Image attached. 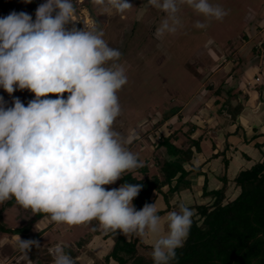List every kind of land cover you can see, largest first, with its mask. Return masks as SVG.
<instances>
[{"label":"clouds","instance_id":"obj_1","mask_svg":"<svg viewBox=\"0 0 264 264\" xmlns=\"http://www.w3.org/2000/svg\"><path fill=\"white\" fill-rule=\"evenodd\" d=\"M91 3L119 14L133 7L128 0ZM147 4L165 14L155 32L158 38L178 30L182 5L206 20L228 14L210 0ZM74 14L72 0H46L34 21L25 12L0 18V88L9 95L16 90L34 94L27 106L16 98L11 107L0 96V203L14 198L56 224L96 220L105 231L151 235L154 264H169L189 234L193 211L180 203L162 219L155 203L135 209L132 202L142 185L104 187L143 165L126 147L131 137L113 129L121 114L117 93L127 83L118 63L121 53L108 45L101 30L67 28ZM194 27L207 25L197 21ZM33 246L40 244L17 241L25 259ZM50 251L53 264H75L61 245Z\"/></svg>","mask_w":264,"mask_h":264},{"label":"rangeland","instance_id":"obj_2","mask_svg":"<svg viewBox=\"0 0 264 264\" xmlns=\"http://www.w3.org/2000/svg\"><path fill=\"white\" fill-rule=\"evenodd\" d=\"M44 2L46 0H31L30 3L26 0H0V18L12 12H25L32 16L34 21L37 7ZM72 2L75 7L74 21L66 27L101 30L108 45L121 53L118 63L125 69L127 83L117 93L121 114L115 120L113 129L122 137H131V142L126 147L138 160L148 163L150 175L158 174L161 163L166 159L164 149L157 148V145L171 128L180 130L178 145L184 149L190 147L194 155L198 154L197 157H208L213 153L222 152L213 128H222V131L228 134V127L233 120L240 123L239 115L244 113H256L264 119V38L249 37L248 42L244 40L249 22L253 21L248 9L251 8L257 13L264 5V0H210L213 5H219L227 11L228 14L222 20H206L187 5H182L178 12L181 21L178 30L159 38L155 32L165 14L149 6L147 0H128L133 7L122 14L112 10L104 11L92 4L91 0ZM197 21L205 23L207 27L195 28ZM252 48L259 51L260 58L257 52L252 54ZM253 57L259 59L262 67L250 68L243 72L244 75H240V69L237 68L239 60L245 59L246 63H250L251 61L247 60L254 61ZM257 73L262 78L259 83L254 82ZM248 79H253L249 87L245 82ZM236 80H239L238 84ZM210 84L214 90L209 88ZM236 84L242 86L240 93ZM218 87L220 89L215 92ZM245 94L252 98L250 103L246 102ZM0 96L4 98L6 107L13 106L16 98L25 106L34 99V94L28 90H16L9 95L0 88ZM49 98L56 97L50 95ZM215 99H218L217 103ZM244 104L252 106L245 110ZM248 118L250 119V116ZM159 120L161 123L158 125L156 123ZM206 124L209 127H205ZM192 128L195 132H188ZM184 132L189 134L188 136L191 135L192 139H200L199 151L193 148L191 140L188 145L186 136L182 135ZM200 136L201 138H198ZM214 145L217 146L215 150ZM155 157L158 159L157 165ZM192 167L199 168V165L193 162ZM135 176L143 177L137 173ZM117 182L104 187L107 190L119 188ZM220 185L221 183L219 187ZM230 185L226 192L228 197L234 196L238 189L233 187V184ZM163 190L166 191L167 188ZM185 191L182 193H190V190ZM173 194H168L166 199L160 198V203L163 204L166 200L172 209L178 210V205L183 203L182 196L180 193ZM204 201V198H195L193 204ZM2 205L3 203H0V206ZM32 214L30 209H25L15 202L4 212L3 219L7 226L13 229L26 223ZM99 228L101 229V226ZM40 231L43 232L37 240L41 248L49 252L56 245L64 248L70 244L74 245L80 237L91 233L90 240L76 258L78 264H93L99 261L113 244L112 239L105 238L104 232L93 234V228L87 223L69 226L44 218L33 225L30 235ZM19 239L23 240L18 234L0 233V264H19L25 259L17 247ZM142 239L151 247L139 246L138 250L142 255H150L153 237L150 240L145 237Z\"/></svg>","mask_w":264,"mask_h":264},{"label":"trees","instance_id":"obj_3","mask_svg":"<svg viewBox=\"0 0 264 264\" xmlns=\"http://www.w3.org/2000/svg\"><path fill=\"white\" fill-rule=\"evenodd\" d=\"M262 49L264 60V43H262ZM251 52L252 54L257 52L260 58L259 51H254L252 48ZM209 88L213 89L211 84ZM219 89L220 87L215 92ZM215 102L217 103L218 99H215ZM223 105L225 108V104ZM160 123L159 120L156 124ZM194 130L192 128L188 132L194 133ZM179 131L171 128L157 145V148L164 149L166 155L158 174L150 175L148 163L139 160L142 162V167L125 172L123 177L117 180L119 186L125 182L142 185L141 191L132 202L136 210H141L145 204H152L158 195L166 199L168 194L190 188L187 176L191 172L198 171L199 168L192 167L191 160L194 154L190 147L184 149L177 144L180 139ZM182 135L186 136L188 145L191 140L193 148L196 151L199 149L200 139H192L191 135L188 136L189 134L185 132ZM223 151L222 154L214 153L210 157L222 156V169L218 177L221 185L217 189L207 190V184L204 181L202 196L209 200L187 206L193 211L192 225L182 247L176 249L175 258L169 264H264V155L261 160L254 162L248 168L239 170L232 179H229L226 174L228 158ZM154 160L157 165V157ZM135 173L142 174L143 177L138 178ZM229 184H233L239 192L233 199L225 201ZM165 187L166 191L163 190ZM164 201L166 209L158 211L157 214L160 216L169 208L168 202ZM15 202L12 198L0 206V233L18 234L23 240L38 241L37 238L43 231L30 235L31 229L38 221L44 218L49 219V216L33 213L22 226L11 229L4 222L3 214ZM87 224L93 228V234L104 232L105 238L113 241L107 254L93 264H154L151 254L142 255L138 250L139 246L151 247L144 243L142 238L125 235L119 231H105L102 227L99 228L100 225L96 220ZM91 236L92 234L88 233L86 237H80L75 241L74 245L70 244L64 248L75 264H78L76 258ZM28 259H24L19 264L53 263L52 253L42 249L41 245L39 248L33 246L28 251Z\"/></svg>","mask_w":264,"mask_h":264},{"label":"crops","instance_id":"obj_4","mask_svg":"<svg viewBox=\"0 0 264 264\" xmlns=\"http://www.w3.org/2000/svg\"><path fill=\"white\" fill-rule=\"evenodd\" d=\"M248 12L249 16L252 17L253 21L249 22L250 26L248 25V28L246 29L244 37L245 42H248L249 37H251L252 39H256L258 37L264 38V5L259 8L257 13L253 9L251 10V8L248 9ZM246 58H248V56ZM253 59L254 61H252V59L247 60L251 61L250 63H246L245 59L239 60V65H237V68L240 69V75H244L245 73L243 72H246L250 68L258 69L262 66L264 67V63L262 66H260L259 59H255L254 57ZM232 74H234V72H232ZM258 75L259 73L255 74V77ZM259 78L260 80H262L261 75L259 76ZM252 80L253 79L246 80V86H251L248 84V81L252 83ZM236 81V83L238 84L239 80ZM237 84L236 86L240 93L242 91V86H239ZM239 93L237 92L236 95H238ZM245 95L247 97L246 102L248 103L249 101L250 103L252 98H250V96L247 94ZM237 98L239 99V101H241V98L239 96ZM251 106L252 104H244L245 110L250 109ZM248 116H250V119L248 118ZM261 116L262 115H257L256 113L252 115H249L248 113L240 114L238 118L240 120V123L237 122V120H233L234 122L231 123L228 127V134L222 131V128L220 129L219 127H215L212 129L213 132H215L216 137H218L219 139L218 143L220 149H222V151H225L224 154L228 158V167L226 170L227 178L232 179L239 170L248 168L254 162L262 159L264 155V119L261 118ZM205 127H209V125L206 124ZM213 148L215 150L217 146L214 145ZM197 155L193 156L191 163L193 164L194 162L195 165H199V172H191L187 176V179L190 181V188L181 190L180 192H175L173 194L175 195L180 193V196H182V202H185L186 206L192 205L195 201V198H204L202 196V186L204 181H206L207 190L217 189L219 188V184L221 183L218 177L222 168V156L220 155L217 157L214 156L213 158H210L211 155L208 157H197ZM231 186L232 185L229 186V189H231ZM185 190H190V193H182ZM238 192L239 191L237 189L236 194L234 196L228 197L226 195L227 199H225V201L231 200L236 197ZM160 198L163 197L161 195H158L153 200V203L158 200V211L166 209L165 201L163 204H161ZM204 199H206V201L202 203H205L209 200L207 197H205ZM176 210V208L172 209L169 206L168 211H166L165 214L161 215L162 219H165L169 212ZM150 238H152L151 235L145 236L146 240H150Z\"/></svg>","mask_w":264,"mask_h":264},{"label":"built area","instance_id":"obj_5","mask_svg":"<svg viewBox=\"0 0 264 264\" xmlns=\"http://www.w3.org/2000/svg\"><path fill=\"white\" fill-rule=\"evenodd\" d=\"M254 82H256V83H259L260 82V78H259V76H256L255 78H254ZM248 84L249 85H251V83L248 81Z\"/></svg>","mask_w":264,"mask_h":264}]
</instances>
